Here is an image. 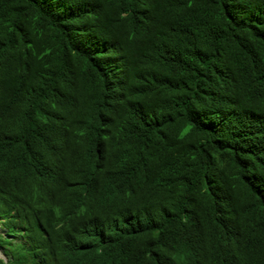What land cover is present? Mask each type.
<instances>
[{
    "label": "trees",
    "instance_id": "trees-1",
    "mask_svg": "<svg viewBox=\"0 0 264 264\" xmlns=\"http://www.w3.org/2000/svg\"><path fill=\"white\" fill-rule=\"evenodd\" d=\"M0 220V264H264V0H0Z\"/></svg>",
    "mask_w": 264,
    "mask_h": 264
},
{
    "label": "clouds",
    "instance_id": "clouds-1",
    "mask_svg": "<svg viewBox=\"0 0 264 264\" xmlns=\"http://www.w3.org/2000/svg\"><path fill=\"white\" fill-rule=\"evenodd\" d=\"M57 207H62V211L59 213L61 217L55 222V229L59 236L63 239L64 245L67 247L69 254L76 253L83 239L86 238L87 231H92L93 223L89 221H83V215L88 205H92V199L85 189H71L68 184L60 191L56 196ZM99 219V218H96ZM5 226L2 225L0 220V233H5ZM15 243V240H11ZM0 257L1 255L0 251ZM68 264V263H64ZM105 264H126L124 257H117L111 259L109 262L105 261Z\"/></svg>",
    "mask_w": 264,
    "mask_h": 264
}]
</instances>
